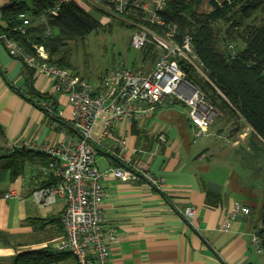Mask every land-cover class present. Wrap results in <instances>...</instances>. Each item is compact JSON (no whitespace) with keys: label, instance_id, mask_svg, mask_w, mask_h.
Here are the masks:
<instances>
[{"label":"crops","instance_id":"1","mask_svg":"<svg viewBox=\"0 0 264 264\" xmlns=\"http://www.w3.org/2000/svg\"><path fill=\"white\" fill-rule=\"evenodd\" d=\"M11 2L16 0H0V8ZM0 25H5L1 14ZM29 77L23 63L11 58L0 41V125L6 134V141H0V148H4L0 151V231L12 236L31 235L33 227L27 224L28 220L56 218V222L49 221L44 230L34 232L47 237L40 247L55 246L65 236L61 216L66 203L59 200L51 207H41L32 198L37 188L56 180L53 172L45 170L50 156L40 151L39 146L45 142L60 145L70 138L76 141L78 136L70 131L71 128L66 130L51 123L44 112L16 93L28 91ZM32 82L36 91L56 98L55 109L60 118L70 122L72 109L67 97L53 93L52 83L45 77L34 74ZM185 118L188 119L187 112L179 115L173 107L165 106L155 108L142 127L126 122L116 124L114 137L127 140V158L132 163L145 164L156 177L165 181L166 186L160 192L139 180L121 182L108 178L103 181L106 191L103 225L113 228L116 235L110 244L111 264H264V255L255 252L250 238L260 225L261 217L257 224L252 221L256 208L251 205L253 198L241 190L256 188L251 180L254 171H247L252 174L249 177L243 171L247 162L244 152L238 153L235 146H230L232 138L229 145V141L221 137L223 134L228 137L230 130L211 137L223 144L214 140L193 143L191 125ZM160 133L167 137V144H159ZM237 135H234L237 142L247 144L244 136L237 140ZM244 135L247 138L248 133ZM115 143L106 140L109 146ZM226 146L230 149L226 150ZM220 161L230 166L213 171ZM96 163L100 170L118 167V163L102 151L97 152ZM208 183L221 186V191L212 192ZM12 191L19 197L5 199ZM208 193L220 202L208 205ZM238 196L242 199H237ZM235 202L250 207L251 215L240 217L247 218L244 221L234 219L231 230L224 231L221 226ZM188 207L197 210L199 220L195 230L176 212V209ZM13 254L12 248L0 244V257ZM64 264H74V261Z\"/></svg>","mask_w":264,"mask_h":264},{"label":"built area","instance_id":"2","mask_svg":"<svg viewBox=\"0 0 264 264\" xmlns=\"http://www.w3.org/2000/svg\"><path fill=\"white\" fill-rule=\"evenodd\" d=\"M69 1L76 2L86 12L92 11V3L98 5L97 0H56L52 8L44 11L41 19L58 15L60 5ZM111 1L113 14L122 16L133 0ZM167 1L137 0L135 3L139 9L137 16L140 17L141 13L144 17L133 23L135 31L131 47L139 52L154 47L156 58L147 57L132 67L121 65L109 69L100 90L70 70L48 62L49 55L42 46H34L36 53L27 55L15 39L0 34V41L10 57L24 62L34 70L35 76L51 81L53 93L65 95L72 109L69 124L78 137L76 141L70 138L60 145L45 142L39 146L40 151L50 156L45 170L53 172L56 181L37 188L32 198L41 207L65 201L66 207L61 216L65 236L54 248L59 253H70L75 264H111L110 244L115 241L116 235L113 228L103 225L105 179L114 178L121 182L139 180L160 192L165 190L163 179L156 177L142 162L135 164L127 158V140L114 137L116 124L126 122L133 125L135 122L142 127L152 117L155 108L180 103L187 109L193 143L215 135L210 130L220 117V110L203 89L188 78V70L193 69L207 80L195 54L192 37H178L177 26L168 24L160 16ZM19 17L25 26L29 25L26 14ZM40 105L50 115L60 117L50 103L42 101ZM107 139L116 142L115 145H107ZM157 139L160 145L167 144L164 133H160ZM97 151L114 159L118 167L100 170L96 163ZM18 197L12 191L4 198ZM176 212L191 229H197L199 218L195 207L176 209ZM250 215V207L235 202L221 229L229 231L235 218ZM261 228L260 223L250 236L255 252L260 255L263 254L259 234Z\"/></svg>","mask_w":264,"mask_h":264},{"label":"trees","instance_id":"3","mask_svg":"<svg viewBox=\"0 0 264 264\" xmlns=\"http://www.w3.org/2000/svg\"><path fill=\"white\" fill-rule=\"evenodd\" d=\"M97 1L99 10L96 12H86L76 2L69 1L60 5L58 15H49L42 20L41 15L46 9L52 8L56 0H36L33 8L16 0L0 8L5 24L0 25V34L15 39L27 55L36 53L34 46H42L49 55L48 62L72 72L74 67L67 49L68 43L84 42L91 34L103 30L105 26L98 16L104 14L102 8L113 7L111 0ZM136 1H132L125 14L115 17L139 22L144 16L141 13L140 17L137 16L139 9L136 7ZM205 1L168 0L160 16L168 24L177 26L178 37H192L195 54L202 64L206 78L212 84L193 69L188 70V78L206 92L213 104L223 113L227 124L233 121L235 128L230 129V137L241 133L244 126L250 129L246 138L247 144H240L237 152H244V160L254 163V166H249L261 179L253 180L254 184L261 182V185H264V0H225L220 8L213 9L210 13H201ZM259 13L263 15L258 16ZM21 14L27 15L28 26H25L19 17ZM21 28L23 30H20ZM239 41L242 44L240 48L237 44ZM141 55L142 60L146 57L154 59L157 55L156 49L147 47ZM23 65L30 75L27 80L28 91L20 93L10 83L7 84L18 95L44 112L51 123L66 130L70 129L69 122L50 115L41 107L42 101L48 102L56 115L58 114L55 109L58 105L56 98L36 91L32 82L34 70L24 62ZM134 124V127L138 125L135 122ZM70 131L73 133L71 129ZM222 131L223 128L219 133ZM0 141H6V134L1 125ZM3 149L0 148V151ZM206 202L208 205H216L220 201L215 199L212 193H208ZM260 217L262 228L259 234L264 255V203ZM49 221L56 222V218L30 219L27 224L33 227L34 234L36 230H44ZM31 235L12 236L0 231V244L14 250L12 256L0 257V264H64L68 261H74L75 264L70 253H59L51 245L40 247L47 237L41 239L40 235ZM24 236H28L26 244L16 243Z\"/></svg>","mask_w":264,"mask_h":264},{"label":"rangeland","instance_id":"4","mask_svg":"<svg viewBox=\"0 0 264 264\" xmlns=\"http://www.w3.org/2000/svg\"><path fill=\"white\" fill-rule=\"evenodd\" d=\"M24 1L27 2V4L30 7H33V0H24ZM208 1L209 0H206L205 3L203 4L200 11L201 13L212 12L213 8L209 5ZM219 1L223 3L225 0H219ZM92 7L94 9V10L92 9L93 12L99 10L97 4L92 3ZM105 9L106 11L102 8L104 14L100 16L96 15L101 20L105 28L99 31L98 33L91 34L84 42L82 41L69 42L67 48L70 53L71 63L74 67V70L72 72L77 74V76H79L80 78L90 82L97 90L101 89L103 79L109 69L116 68L121 65L125 67L136 66L142 60V55H141L142 52H139L138 50H135L134 48L131 47V38L135 31V26L133 25L134 21L129 20L127 18L121 20L120 18L115 17V15L112 12V9L109 6H107ZM261 14L262 13H259L258 16H260ZM237 44H238V48L242 46L240 41ZM207 81L210 82L209 79H207ZM167 106H170V108L173 107L174 112H176L179 115H183L185 112H187L186 107L180 103L167 105ZM220 113H221L220 117L217 118L216 122L214 123L213 127L210 130V132L214 133L215 135L221 134V132L219 133V130L223 126L226 127L224 131L227 132L228 130L235 128L233 121L227 124L226 123L227 120L226 118H224V115L221 112V110ZM185 121L188 124L187 118H185ZM249 132L250 129L243 127L241 132L243 135L238 134L237 140H239V138L243 136L246 140L244 133L249 134ZM214 136L202 138L198 140L197 143L199 142L203 143L205 142V140H214L221 144L224 143L223 141H219L216 138H211ZM221 137H223V139L226 142L229 141L227 142V144L231 143L229 139L232 138V144L229 145L233 147L235 146L236 147L235 151H237V148L240 144H243L241 141L238 142L236 141V136L230 137L229 135L227 137L223 134V136ZM228 149L230 148L226 146V150ZM249 164L251 166H254V163L252 161H249V163L246 162L247 168L245 167V169H243L245 173L249 171L248 168H251ZM229 166L230 164L228 162L220 161L219 163L217 162V167H214L213 171H220L223 169H227ZM252 174H248V177L249 175L251 176ZM261 175L262 174H260V176ZM251 180L258 181L261 179H259L258 175L254 174V177L253 178L251 177ZM258 188H261V190H258ZM241 190L246 192L253 198L251 205L253 207L255 206L256 208L254 210V215L252 216L253 217L252 221L256 222L257 224V220L260 218V216H262L263 213L264 185L256 184V188L254 189L249 190L247 188H243ZM237 199L240 200L242 199V197L238 196ZM31 236H35V235H31ZM27 238L28 236L19 238L16 241V243L24 245L27 243ZM39 238L43 239L44 236H41Z\"/></svg>","mask_w":264,"mask_h":264},{"label":"water","instance_id":"5","mask_svg":"<svg viewBox=\"0 0 264 264\" xmlns=\"http://www.w3.org/2000/svg\"><path fill=\"white\" fill-rule=\"evenodd\" d=\"M209 5L213 8V9H218L221 7V5L224 3H221L219 0H209L208 1ZM208 186L210 188V190L212 192H220L221 191V186L215 184V183H208ZM218 187V188H217ZM236 221H241V220H247V218H240L239 216L237 218H235Z\"/></svg>","mask_w":264,"mask_h":264}]
</instances>
